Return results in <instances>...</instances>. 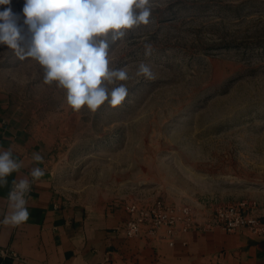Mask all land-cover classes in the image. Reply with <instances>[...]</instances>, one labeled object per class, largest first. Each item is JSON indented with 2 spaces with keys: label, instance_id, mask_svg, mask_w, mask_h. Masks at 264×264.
<instances>
[{
  "label": "rangeland",
  "instance_id": "obj_1",
  "mask_svg": "<svg viewBox=\"0 0 264 264\" xmlns=\"http://www.w3.org/2000/svg\"><path fill=\"white\" fill-rule=\"evenodd\" d=\"M24 0H12L19 13ZM147 25L108 35L121 105L73 111L31 57L0 45L8 117L51 146L55 182L87 204L163 199L206 222L246 201L264 215V0H150ZM7 6H0L2 11ZM23 21L21 20V23ZM26 52L30 34L23 29ZM146 45H151L146 55ZM140 62L154 79L137 75ZM250 235L246 230H244Z\"/></svg>",
  "mask_w": 264,
  "mask_h": 264
},
{
  "label": "crops",
  "instance_id": "obj_2",
  "mask_svg": "<svg viewBox=\"0 0 264 264\" xmlns=\"http://www.w3.org/2000/svg\"><path fill=\"white\" fill-rule=\"evenodd\" d=\"M5 103L0 96V150L11 148L22 168L0 185V248L13 254L0 256V264H264V238L243 229L206 228L204 220L172 238L163 236V228L154 235L128 237L123 231L124 208L87 204L59 188L51 146L11 121ZM33 153H40L43 162L33 161ZM33 167L42 168L45 175L32 182L29 218L17 226L5 225L8 191L19 178L31 180Z\"/></svg>",
  "mask_w": 264,
  "mask_h": 264
},
{
  "label": "clouds",
  "instance_id": "obj_3",
  "mask_svg": "<svg viewBox=\"0 0 264 264\" xmlns=\"http://www.w3.org/2000/svg\"><path fill=\"white\" fill-rule=\"evenodd\" d=\"M12 0H0V45L14 50L24 59L31 57L44 70V83H56L65 90L68 106L76 112L87 108L95 112L105 102L111 107L122 104L128 95L124 84L129 79L123 68H110L109 43L123 38L125 30L147 25L152 13L150 0H24L19 13L11 8ZM21 20L23 21L21 23ZM30 34V46L21 47L23 29ZM146 55L151 45H146ZM137 75L154 79L151 67L140 62ZM33 161L43 162L40 153L32 154ZM22 162L14 158L11 148L0 150V185L7 184L12 173H18ZM45 175L33 167L27 176L13 181L8 194L9 214L5 225L17 226L29 218L27 194L32 182Z\"/></svg>",
  "mask_w": 264,
  "mask_h": 264
},
{
  "label": "built area",
  "instance_id": "obj_4",
  "mask_svg": "<svg viewBox=\"0 0 264 264\" xmlns=\"http://www.w3.org/2000/svg\"><path fill=\"white\" fill-rule=\"evenodd\" d=\"M12 187L13 184L8 194ZM30 192L27 194V200ZM250 205L246 201H241L220 207L212 212L211 217L202 226L206 228L219 226L228 232L243 229L252 236L264 238V215L251 214ZM124 209L127 217L123 231L130 238L139 237L143 233L154 235L161 228L164 229L163 236L165 238H172L177 233L189 231L197 224L191 206L186 204L182 206L169 205L159 198L146 203L131 201L124 206ZM7 255L13 254L0 248V256Z\"/></svg>",
  "mask_w": 264,
  "mask_h": 264
}]
</instances>
